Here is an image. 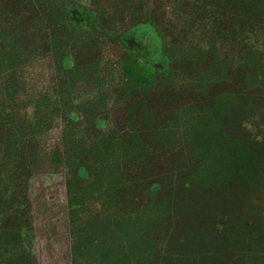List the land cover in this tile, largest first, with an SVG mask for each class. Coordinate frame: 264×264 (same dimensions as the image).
<instances>
[{
  "label": "rangeland",
  "instance_id": "374dc122",
  "mask_svg": "<svg viewBox=\"0 0 264 264\" xmlns=\"http://www.w3.org/2000/svg\"><path fill=\"white\" fill-rule=\"evenodd\" d=\"M76 1L86 9L96 11L97 26L94 31H75L66 38L63 51L72 53L74 64L71 69L65 70L59 65L60 48L54 47L51 40L52 34L58 35L52 13L45 15L35 0H0V264H13L16 257L22 260V264H89L85 247L80 251L74 248L82 238L90 244L111 232L114 234L111 237L112 246L117 253L119 246L124 251L129 249L132 236L140 238V227H132L131 237L117 236L112 216L116 204L106 198L101 187L88 190L81 203L82 209L74 215L70 213L66 186L70 172L63 145L72 139L77 144L82 137L83 143L89 146L101 134H118L129 126L121 92L122 75L137 82L149 83L152 68L119 43L118 32L125 30L133 21L147 18L157 28L166 48L170 47L177 55H186L193 54L197 47L206 49L210 39L211 15L196 10V1L212 6L219 19H230L228 9L221 7L218 0ZM262 16L264 11L253 29L242 32L236 29L233 33L225 23L227 27L215 39L218 61L214 62L210 71L201 64L202 72L197 75L192 71H181L174 89L176 96L170 103L152 95L151 109L165 108L166 114L161 112L156 119H143L135 124L142 126L146 133H151L155 128H161L168 119L167 125L173 136V140H168L172 143L171 149L166 146L159 149L157 146L160 144L152 146L148 164L143 168L138 162L135 166L120 165L122 174L129 178L130 189L126 193L124 187L121 192L142 213L146 196L141 187L145 181L141 179L137 183L133 176L143 177L142 169L159 175L177 167L174 159L180 156L176 150L190 114L186 106L190 108L193 104L209 100L216 90L221 93L233 91L239 111L264 127V99H257L260 104L250 99L256 94L264 97L263 90L251 89L249 85L231 79L236 64L245 59L250 48L256 51V61L264 71ZM62 35L66 37L64 29ZM86 42H91V45L86 46ZM217 66H220L219 72L216 71ZM205 81L210 84L209 88H204ZM241 100L251 107L244 108ZM101 104V109L93 115L94 105ZM72 110L79 115L76 120L68 118ZM99 114L105 116L106 123L95 134L92 117ZM145 140L150 141L149 135H145ZM53 154L59 156L60 162L51 158ZM87 157L91 164L96 161L95 154ZM111 160L120 163V154L114 152ZM105 165L100 168L99 175L102 177L112 173L111 165ZM119 197L124 203L122 193ZM21 200L25 204L23 209L27 210L25 215L29 216L32 233L25 236L22 227L19 232L23 235L6 246L11 235L2 234L4 230L13 228L9 214L14 213L15 205ZM88 218L92 225L86 228ZM163 231L152 225L147 234L156 238V249L150 245L145 255L131 258L128 264H163L168 238ZM90 248L92 250L93 245Z\"/></svg>",
  "mask_w": 264,
  "mask_h": 264
},
{
  "label": "trees",
  "instance_id": "16d2710c",
  "mask_svg": "<svg viewBox=\"0 0 264 264\" xmlns=\"http://www.w3.org/2000/svg\"><path fill=\"white\" fill-rule=\"evenodd\" d=\"M35 1L45 15L52 13L58 35L52 34L51 40L54 47L60 48L59 65L65 70L71 69L74 64L72 53L63 51L66 38L75 31H94L97 26L96 11L86 9L76 0ZM218 1L221 7L228 9L230 19H219L214 14V8L207 3H194L196 10L211 15L212 26L207 48L197 47L193 54L177 55L170 47L166 48L157 28L147 18L133 21L116 34L120 44L152 68L151 78L149 83H141L122 75L121 92L129 125L127 129L118 134H101L89 146L83 143L82 137L77 144L73 143L74 139L64 143L70 172L66 183L69 195L67 205L74 215L82 209L86 192L101 187L106 198L116 204L112 216L118 230V233L115 232L117 236L131 237L134 227H140L141 234H138L140 238L131 237L127 251L119 246L118 253L113 249L111 237L114 234L111 232L90 244L82 238L74 248L80 251L85 247L89 264H128L131 258L145 255L150 245L156 249V238L147 234L152 225L157 226V230L163 229V234L168 235L163 264H264V127L239 111L233 91L221 93L216 90L209 100H203L199 105L193 104L190 108L186 106L190 114L176 150L180 157L174 159L177 164L174 170L155 175L153 171L145 172L142 169L143 177L133 176L137 183L141 179L145 181L141 187L146 196L142 210L144 218L140 208L130 203L125 193L121 192L124 187L126 193L130 192L129 178L122 174L121 164L135 166L138 162L143 168L148 164L152 146L160 144L157 146L159 149L160 146L171 149L172 143L168 140H173V136L167 125L168 119L161 128H155L151 133H146L142 126L135 124L143 119H156L161 112L166 114L165 108L151 109L152 95L170 103L176 96L174 89L181 71H192L197 75L202 72L201 64L210 71L214 62L218 61L215 39L227 27L225 23L233 33L236 29L241 32L253 29L264 11V0ZM63 29L66 37L62 35ZM90 45L91 42H86V46ZM255 55L256 51L250 48L245 59L236 64L231 79L264 92V71ZM220 66L216 67L217 72ZM212 83H215V79ZM205 87H210L208 81H205ZM259 98L264 99L257 94L250 97L256 104H260L257 101ZM241 103L244 108L251 107L242 100ZM102 104L94 105L93 115L101 109L99 106ZM151 114L152 118L149 117ZM78 116L74 110L68 114L71 120H76ZM92 121L95 134L106 123L103 114L92 117ZM146 134L149 135V142L145 140ZM114 152L120 154V163L111 160ZM90 154L96 155L93 164L89 163L87 157ZM51 158L60 162L57 154ZM107 163L111 165L112 173L102 177L99 175L100 168ZM120 193L124 196V203L120 201ZM24 207L21 200L15 205L14 213L9 214L13 228L4 230L2 234L11 235L6 238V246L23 235L19 232L22 227L25 236L32 233ZM86 224V228L92 225L90 218ZM144 226L146 228L142 229ZM91 245L92 250L89 249ZM19 261L16 257L13 264H22V260Z\"/></svg>",
  "mask_w": 264,
  "mask_h": 264
}]
</instances>
